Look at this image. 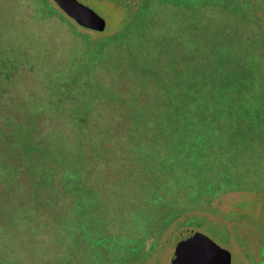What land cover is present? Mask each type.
Wrapping results in <instances>:
<instances>
[{"label": "rangeland", "instance_id": "374dc122", "mask_svg": "<svg viewBox=\"0 0 264 264\" xmlns=\"http://www.w3.org/2000/svg\"><path fill=\"white\" fill-rule=\"evenodd\" d=\"M78 1L101 30L0 0V264H171L197 235L264 264L263 118L204 105L264 56L257 0Z\"/></svg>", "mask_w": 264, "mask_h": 264}, {"label": "trees", "instance_id": "16d2710c", "mask_svg": "<svg viewBox=\"0 0 264 264\" xmlns=\"http://www.w3.org/2000/svg\"><path fill=\"white\" fill-rule=\"evenodd\" d=\"M186 1L199 4L203 0ZM255 4L257 10L264 12V0H257ZM218 52H220V50H218ZM199 75L200 73L198 76ZM263 77L264 56L255 51H246L239 64H237L236 61L233 67L221 68L216 77L209 80L208 91L210 93H208V103L204 105L208 104L209 108L218 110L219 106L228 104L229 107H234V109L238 110L241 117L249 119L255 116L256 119L262 122V101L264 98ZM195 79L196 78H194V80ZM179 87L182 90L191 92L202 90L196 83L190 85L181 82ZM181 96H186V93L180 92L179 97L181 98ZM192 96L195 95L192 94ZM199 105L202 104L194 103L195 107ZM3 225L4 224H0V227Z\"/></svg>", "mask_w": 264, "mask_h": 264}, {"label": "water", "instance_id": "95a60500", "mask_svg": "<svg viewBox=\"0 0 264 264\" xmlns=\"http://www.w3.org/2000/svg\"><path fill=\"white\" fill-rule=\"evenodd\" d=\"M69 17L78 24L101 30L104 21L89 7L78 0H53ZM264 134V98L262 101ZM229 252L219 247L210 239L197 235L175 251L171 264H230Z\"/></svg>", "mask_w": 264, "mask_h": 264}]
</instances>
